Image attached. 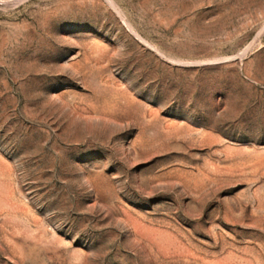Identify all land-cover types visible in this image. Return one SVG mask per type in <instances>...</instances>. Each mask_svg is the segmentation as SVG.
<instances>
[{
  "label": "rangeland",
  "instance_id": "374dc122",
  "mask_svg": "<svg viewBox=\"0 0 264 264\" xmlns=\"http://www.w3.org/2000/svg\"><path fill=\"white\" fill-rule=\"evenodd\" d=\"M0 264H264V0H0Z\"/></svg>",
  "mask_w": 264,
  "mask_h": 264
}]
</instances>
